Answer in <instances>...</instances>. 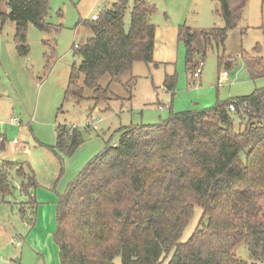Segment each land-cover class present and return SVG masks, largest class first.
I'll list each match as a JSON object with an SVG mask.
<instances>
[{"label":"trees","instance_id":"obj_1","mask_svg":"<svg viewBox=\"0 0 264 264\" xmlns=\"http://www.w3.org/2000/svg\"><path fill=\"white\" fill-rule=\"evenodd\" d=\"M217 1L224 26L201 32L206 48L213 41L224 45L248 0ZM6 6L0 12L1 27L15 23L14 43L19 55L26 56L28 26L43 31L55 26L48 20L51 0H6ZM155 12L152 0H114L97 19L81 20L93 35L76 49L81 61L72 68L65 100L87 99L90 88L89 99L97 106L110 98V86L100 84L104 75L121 80L136 62H154ZM197 36L191 27H179L193 76L198 68L193 64ZM223 60L219 57L220 64ZM234 62L230 59L226 65ZM262 63L263 57L252 61L254 77L264 75ZM134 78L124 82L129 100ZM176 82V75H167L165 86L173 93ZM234 116L239 117L238 128ZM55 131L56 143L49 148L62 163L83 139L78 129L67 125ZM12 164L6 161L0 168L4 195L12 194L6 169ZM26 165L31 174L21 190L29 194L37 182ZM20 169L18 174L24 176ZM196 207L203 209L199 225L181 242ZM56 218L53 237L61 264H117L118 257L121 264H164L170 254L165 264H264V87L203 109L171 110L159 123L122 129L118 143H107L59 195ZM240 242L247 245L250 259L235 252Z\"/></svg>","mask_w":264,"mask_h":264},{"label":"rangeland","instance_id":"obj_2","mask_svg":"<svg viewBox=\"0 0 264 264\" xmlns=\"http://www.w3.org/2000/svg\"><path fill=\"white\" fill-rule=\"evenodd\" d=\"M113 1L51 0L48 20L55 26L51 31L40 30L33 24L28 26L30 50L26 56H20L16 49L15 23L7 21L3 27L0 23V135L7 136L6 145L13 141L22 144L16 146L13 153L12 149L0 150V167L3 159L26 163L35 177L39 175L42 187L51 183V188L56 187L64 193L68 184L107 143H118L122 129L159 123L171 116V110L203 109L217 100L249 95L264 87V75L254 77L252 74V61L261 57L264 61V0H248L239 25L228 32L224 45L213 41L208 48L201 32L224 26L217 11V0H152L156 5L152 22L157 26L154 62H137L135 68L122 75L121 80L104 75L100 84L110 86V98L97 106L89 99L92 95L90 88L86 91L87 99L66 101L65 91L72 68L74 64L79 66L81 61L76 49L93 35L90 26L81 20H91L92 13L100 14ZM6 10V0H0V12ZM130 20L131 6L125 14L127 27ZM181 25H187L198 33L193 42L197 49L193 64L204 61L200 77L193 76L188 70L185 44L179 39ZM221 56L224 60L220 64ZM230 59H236V62L227 66ZM259 69L264 72V63ZM224 71L229 75L221 82ZM256 71L259 72L258 69ZM167 75L177 77L173 93L165 86ZM133 77L135 87L129 100L124 82ZM11 116L18 117L22 126L6 124ZM234 120L236 127H240L239 117L234 116ZM58 125L78 129L83 139L62 163L49 148L56 143L55 128ZM14 166L16 168L10 172L12 194L0 192V264H17L14 261L17 256L21 259L19 264H43L40 254L44 253L46 264H61L53 235L49 245L46 239L42 245L37 240L27 239L36 231L44 235L53 219L44 218L31 235L34 204L20 189L25 181L29 184L27 172L30 169H25L24 165ZM17 169L24 173L26 179L18 174ZM26 201L24 217L21 206ZM202 214L203 209L196 207L181 242L190 238ZM28 218L30 224L27 223ZM55 225L57 227L56 216ZM17 241L22 246H18ZM235 252L250 259L244 242L237 244ZM170 257L171 254L165 263ZM116 263L121 264L120 257L116 258Z\"/></svg>","mask_w":264,"mask_h":264},{"label":"crops","instance_id":"obj_3","mask_svg":"<svg viewBox=\"0 0 264 264\" xmlns=\"http://www.w3.org/2000/svg\"><path fill=\"white\" fill-rule=\"evenodd\" d=\"M135 64H134L133 68H135V66H136ZM1 124L2 123H0V125ZM6 124H8L10 126H22V125L10 124V123H8V121L6 122ZM1 135H2V133H1ZM3 136H4V139H5V143L0 146V150L1 151L2 150L7 151V150H11L12 149L11 152L13 153L16 150L15 149L16 146H21L22 145V144L20 145L16 141H13L12 144L6 145L7 136L6 135H3ZM6 161H10L11 163H13L12 165H7L6 166V169H8L9 173L14 168H16L14 165H19V166L24 165L25 169L27 167L26 163L17 162V161L10 160V159H3L2 162H1V167L4 166V163ZM27 170H29V169L27 168ZM30 174H31V171L29 170V172H27V176L29 177ZM25 179H26V177H25ZM35 179H36V182H37V186L35 188L30 189V193L29 194H27L25 191H23L26 196L30 197L29 198V202L30 203L35 202L34 205H33V209H32V212H33V215H32L33 218L31 219L32 223L30 222L32 224L31 225L32 226L31 227V229H32L31 230V235L34 234V232L41 226L42 221H43L44 218H46V219L48 218L49 221L52 218L53 222H52V225L50 223V225H51L50 227H47V231L44 233V235H42L41 232H37L36 231V233L34 235H32V237H29L27 239H31L32 241L33 240H37L41 245L46 239L47 242H48V245H49L51 237H52V235H53V233L55 231V227H56V225H55V216H56V209H57V203H58V200H59V195H61L63 192L62 193L59 192L56 187L54 189L51 188V185H52L51 183L47 186L48 188L47 187H42L41 186L42 185V181H41V178L39 177V175H37L35 177ZM24 183H26V181ZM27 202L28 201L23 202V204L21 206V209H22V212L24 214V217L26 216V213H27V210L24 207V205ZM27 223L30 224L29 223V218L27 219ZM38 254H40V253H38ZM40 255H41L42 259L44 260L43 264H46V254L44 253V254H40ZM16 258H19V260H21L20 257H18V256ZM19 263L20 262H18L17 264H19Z\"/></svg>","mask_w":264,"mask_h":264},{"label":"built area","instance_id":"obj_4","mask_svg":"<svg viewBox=\"0 0 264 264\" xmlns=\"http://www.w3.org/2000/svg\"><path fill=\"white\" fill-rule=\"evenodd\" d=\"M98 17H99V14L98 13H93L92 14V19H97ZM203 65H204V61L199 62L198 68H197V70L195 72V76L196 77H200V75L202 73V66ZM228 74L229 73L227 71H224L223 72L222 77H221V79H222L221 82L224 81V79L226 78V76H228ZM219 81H220V78H219ZM160 108H162V106H160ZM230 109L232 111H234L236 109L235 105L234 104H231L230 105ZM0 123H2V122H0ZM8 123H10V124H16V125H21L20 119L18 117H14V116H11L9 118ZM88 125H91V124L89 123ZM93 128L97 129V126L96 125H93ZM3 141H4V138L3 137H0V146L2 145ZM16 243H17L18 246H21V242L20 241H17Z\"/></svg>","mask_w":264,"mask_h":264},{"label":"water","instance_id":"obj_5","mask_svg":"<svg viewBox=\"0 0 264 264\" xmlns=\"http://www.w3.org/2000/svg\"><path fill=\"white\" fill-rule=\"evenodd\" d=\"M15 261H16L17 263L20 262L19 258H16Z\"/></svg>","mask_w":264,"mask_h":264}]
</instances>
